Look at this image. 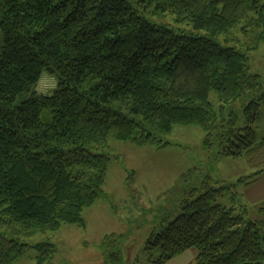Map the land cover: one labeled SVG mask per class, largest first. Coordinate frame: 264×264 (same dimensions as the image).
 <instances>
[{
    "label": "trees",
    "instance_id": "trees-1",
    "mask_svg": "<svg viewBox=\"0 0 264 264\" xmlns=\"http://www.w3.org/2000/svg\"><path fill=\"white\" fill-rule=\"evenodd\" d=\"M166 15L205 35L152 22ZM238 30L264 40V0H0V227L20 225L24 236L85 227L82 210L106 197L109 158L98 152L109 137L154 144L175 126L198 127L205 149L253 164L264 151L252 129L264 76L218 42ZM43 72L56 78L50 95L35 90ZM227 190L209 178L183 190L181 214L146 243L159 254L149 264L189 250L190 264H264V223L217 204ZM25 248L0 232V264ZM36 250L37 264L55 252ZM108 260L119 264L121 253Z\"/></svg>",
    "mask_w": 264,
    "mask_h": 264
},
{
    "label": "rangeland",
    "instance_id": "rangeland-1",
    "mask_svg": "<svg viewBox=\"0 0 264 264\" xmlns=\"http://www.w3.org/2000/svg\"><path fill=\"white\" fill-rule=\"evenodd\" d=\"M152 22L186 35H205L186 23L176 22L173 16H156ZM218 42L246 54L251 73L264 76V40L260 41L255 33L244 35L238 30L221 36ZM54 86L56 78L43 72L35 90L50 95ZM209 102L215 111L219 108L215 92L209 94ZM236 110L241 113L240 108ZM41 119L50 122L48 110L42 112ZM247 120L241 114L239 127H246ZM252 129L258 141L264 138V103L257 109ZM204 138L200 128L183 126H175L169 134L158 136L154 144L118 142L109 137L98 152L109 158L103 187L106 197L82 210L85 227L64 224L57 232L36 231L29 236L21 235V226L17 224L0 227V232L26 246L12 264H37L36 247L40 244L55 249L46 264H112L108 255L115 252L121 253L119 264H149L159 254L150 257L145 253L146 243L181 214L178 204L183 190L206 178L215 188L229 186L217 204L244 209L246 220L264 223V151L250 165L244 157L220 156L219 146L205 149ZM184 177L186 181H182ZM195 256L196 251L189 250L167 264H190Z\"/></svg>",
    "mask_w": 264,
    "mask_h": 264
}]
</instances>
